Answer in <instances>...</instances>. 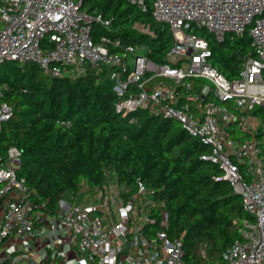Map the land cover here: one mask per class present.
<instances>
[{"label":"built area","instance_id":"built-area-1","mask_svg":"<svg viewBox=\"0 0 264 264\" xmlns=\"http://www.w3.org/2000/svg\"><path fill=\"white\" fill-rule=\"evenodd\" d=\"M82 2L0 0V65L31 62L52 77L79 75L87 65L111 68L118 112L141 109L177 121L207 148L200 158L216 165L220 179L240 196L248 217L212 264H264V155L263 141L255 137L264 123L252 113L264 109V0H151L153 21L173 37L161 63L145 53L144 44H124L104 33L94 39L93 24L108 29L111 19L93 16ZM132 2L146 9L143 0ZM133 27L155 34L148 24ZM200 32L217 42L250 39L252 54L242 58L234 79L212 64L209 41ZM1 97L0 129L11 115ZM20 167V149L8 147L0 155V264H68L65 247L79 256L76 264H188L183 237L167 236L163 201L157 226L143 205L119 202L115 186L101 203L68 202L48 212L36 208ZM143 191L138 183L137 194Z\"/></svg>","mask_w":264,"mask_h":264},{"label":"trees","instance_id":"trees-1","mask_svg":"<svg viewBox=\"0 0 264 264\" xmlns=\"http://www.w3.org/2000/svg\"><path fill=\"white\" fill-rule=\"evenodd\" d=\"M143 2L145 10L132 0H83L81 8L111 19L108 29L93 24L94 39L104 33L124 44H144L145 53L161 63L173 37L153 21L151 0ZM136 22L150 25L155 34L140 33L133 27ZM199 34L209 41L212 64L234 79L242 58L252 54L250 39L217 42L211 34ZM110 71L87 65L79 75L52 77L35 63H2L1 99L11 115L0 129V155L10 146L20 149L19 173L36 208L48 212L59 210L62 200L81 206L101 203L109 186H115L119 202L130 199L133 209L143 205L157 226L163 201L167 236L183 237L184 260L212 264L239 237L236 225L248 217L240 196L220 179L216 165L200 158L207 148L177 121L141 109L118 112ZM255 111L262 125L264 109ZM255 137L263 141L264 155V131L260 128ZM138 183L144 191L137 194ZM147 198L154 203L147 204ZM202 247L205 257L199 253Z\"/></svg>","mask_w":264,"mask_h":264},{"label":"crops","instance_id":"crops-1","mask_svg":"<svg viewBox=\"0 0 264 264\" xmlns=\"http://www.w3.org/2000/svg\"><path fill=\"white\" fill-rule=\"evenodd\" d=\"M61 208H63L61 205H60ZM48 242V241H47ZM46 243V242H45ZM28 246V245H27ZM42 249H40V253H41V256L43 258L46 257L47 253H45L46 249H44L45 251H43V248H44V242H43V245L41 246ZM64 251L66 252H69V256L67 257V262L68 264H76L79 262V256L75 255L74 251H71L70 252V249L69 248H64ZM39 256V255H38ZM40 256L39 258L37 259V261H40Z\"/></svg>","mask_w":264,"mask_h":264},{"label":"water","instance_id":"water-1","mask_svg":"<svg viewBox=\"0 0 264 264\" xmlns=\"http://www.w3.org/2000/svg\"><path fill=\"white\" fill-rule=\"evenodd\" d=\"M253 113V115H255L256 114V111H253L252 112ZM237 194V193H236ZM61 204L63 205V206H68L69 205V203L68 202H65V201H61Z\"/></svg>","mask_w":264,"mask_h":264},{"label":"rangeland","instance_id":"rangeland-1","mask_svg":"<svg viewBox=\"0 0 264 264\" xmlns=\"http://www.w3.org/2000/svg\"><path fill=\"white\" fill-rule=\"evenodd\" d=\"M2 87H4V84L3 83L0 84V88H2ZM63 209H65V206L63 207ZM199 253H201L200 256H202L203 251H200Z\"/></svg>","mask_w":264,"mask_h":264}]
</instances>
